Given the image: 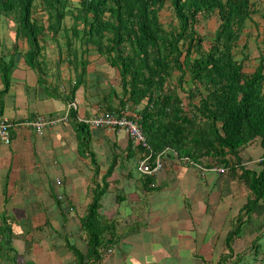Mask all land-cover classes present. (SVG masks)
I'll return each instance as SVG.
<instances>
[{
    "label": "crops",
    "instance_id": "1",
    "mask_svg": "<svg viewBox=\"0 0 264 264\" xmlns=\"http://www.w3.org/2000/svg\"><path fill=\"white\" fill-rule=\"evenodd\" d=\"M255 1L264 9V0ZM33 16L43 24L38 7ZM7 25L11 40L2 47L0 38V59L10 64L5 78L0 73V115L12 125L9 142L0 143V264H77L73 250L86 249L79 218L108 169L98 214L119 235L94 264H213L226 252L224 239L244 204L242 184L178 161L164 148L152 150L161 154L160 170L142 175L136 169L141 149L123 130L86 126L87 149L80 152L74 118L117 106L115 73L90 45L86 57L80 51L69 55L62 26L54 37L43 32L41 69L31 68L23 54L26 41L15 39L16 24ZM81 57L87 60L85 76L67 100ZM68 102L74 107L66 122L40 133L29 125L37 117L63 115ZM251 147L241 151L242 160L243 154L250 162L257 158L259 150L251 157ZM255 235L241 232L231 243L240 254L237 264H264V235L253 246Z\"/></svg>",
    "mask_w": 264,
    "mask_h": 264
},
{
    "label": "trees",
    "instance_id": "2",
    "mask_svg": "<svg viewBox=\"0 0 264 264\" xmlns=\"http://www.w3.org/2000/svg\"><path fill=\"white\" fill-rule=\"evenodd\" d=\"M165 5L173 16L167 26L159 16ZM36 7L44 14L39 19L43 24L33 16ZM0 15L16 23L14 37L26 41L23 54L31 68L41 69L38 57L44 31L54 37L62 26L69 55L80 51L86 57L87 46H92L118 80L117 106L105 110L139 115L153 151L168 147L178 161L221 166L220 174L242 184L244 204L224 239L226 252L213 263L237 264L240 254L236 256L231 248L235 237L255 232L254 246L255 239L264 235V50L251 59L247 47V24L257 31V18L264 17L257 1L0 0ZM212 15L216 24L209 35L199 31ZM67 17L71 23L65 27ZM85 57L79 58L67 100L83 81ZM9 64L1 57L3 78ZM74 128L81 134L82 152L87 149L86 125L74 122ZM249 146L259 149V154L245 162L240 153ZM109 174L110 169L95 183L79 218L86 249L82 254L73 250L77 264H94L118 238L115 225L98 214Z\"/></svg>",
    "mask_w": 264,
    "mask_h": 264
},
{
    "label": "built area",
    "instance_id": "3",
    "mask_svg": "<svg viewBox=\"0 0 264 264\" xmlns=\"http://www.w3.org/2000/svg\"><path fill=\"white\" fill-rule=\"evenodd\" d=\"M70 107H74L73 102H68L66 111L63 115L54 118L37 117L34 121L30 122L29 125L34 129V131L40 133V130L45 126H49L57 122H66L68 120V108ZM74 121L89 127H101L107 130H123L126 133L132 147H138L141 149L136 169L142 175L152 176L162 167L161 154L154 153L147 143L141 129L139 115H126L116 111L102 110L89 117L75 116ZM11 125L12 124L4 116L0 115V143L7 144L9 142ZM164 150H169L172 154H175V152L168 147H165ZM182 161L192 163L187 159ZM192 164L199 167L201 170H211L216 173L223 172V167L221 166L205 168L198 166L195 163Z\"/></svg>",
    "mask_w": 264,
    "mask_h": 264
},
{
    "label": "rangeland",
    "instance_id": "4",
    "mask_svg": "<svg viewBox=\"0 0 264 264\" xmlns=\"http://www.w3.org/2000/svg\"><path fill=\"white\" fill-rule=\"evenodd\" d=\"M257 4L260 6V1H258ZM261 9L264 12L263 7ZM159 16H160V20L163 22L164 25L167 26V25L173 23V20H172L173 16H172L171 10H170L168 5H165V7L161 10ZM215 17L216 16L212 15L210 18H208L207 21L204 22V25L202 27L200 26V23L197 24L198 27L200 26L198 30L209 35V33H210L209 30H212L216 24V18ZM257 20H258V24H259L257 27L258 28L257 31L254 30V27L247 24V31L250 32V39L248 40L247 47L249 48L251 59L255 58L257 56V54L259 52L258 50H260V49L264 50V17L257 18ZM64 21L67 23H70L71 20H70V18L67 17V18H65ZM8 22H12V23L16 24L14 21H11L10 17H8V16L5 17L3 15H0V38L2 41V47H6L7 44H9V42L11 40L12 32H11V27L7 25ZM208 22H209V25L206 26V24ZM38 58H41V56H39ZM253 63H254V60H251L249 62V64L246 63V65H247L246 68H248V69L251 68L253 66ZM256 150H257V148L254 146L247 149V151L249 152V155L251 157L256 156L254 154V152H256ZM245 155L246 154H243V158H244L243 161H245V162L249 161L250 158H246Z\"/></svg>",
    "mask_w": 264,
    "mask_h": 264
}]
</instances>
